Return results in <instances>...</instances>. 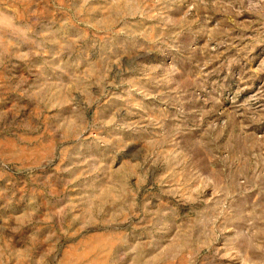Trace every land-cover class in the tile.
Listing matches in <instances>:
<instances>
[{
	"label": "rangeland",
	"instance_id": "rangeland-1",
	"mask_svg": "<svg viewBox=\"0 0 264 264\" xmlns=\"http://www.w3.org/2000/svg\"><path fill=\"white\" fill-rule=\"evenodd\" d=\"M0 264H264V0H0Z\"/></svg>",
	"mask_w": 264,
	"mask_h": 264
}]
</instances>
